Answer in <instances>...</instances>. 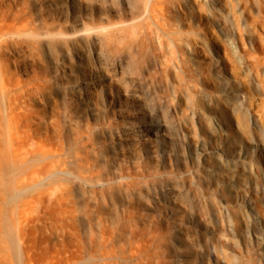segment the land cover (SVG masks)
I'll list each match as a JSON object with an SVG mask.
<instances>
[{"label":"rangeland","instance_id":"374dc122","mask_svg":"<svg viewBox=\"0 0 264 264\" xmlns=\"http://www.w3.org/2000/svg\"><path fill=\"white\" fill-rule=\"evenodd\" d=\"M257 2L0 0V264H264Z\"/></svg>","mask_w":264,"mask_h":264},{"label":"bare ground","instance_id":"6f19581e","mask_svg":"<svg viewBox=\"0 0 264 264\" xmlns=\"http://www.w3.org/2000/svg\"><path fill=\"white\" fill-rule=\"evenodd\" d=\"M142 1H143L142 3L143 9L147 13L150 12V10H154L155 4L157 3V1L159 2V0H142ZM254 1L257 2L258 0H254ZM154 21L156 22V24H158L157 27L159 26L162 29V31H164L162 27V21L157 20V18H155ZM130 26L131 25H124V26H121V29H126L127 27H130ZM262 63H264V58L262 59ZM19 160L20 158L17 156V154H14V155L12 154L11 156H8L4 159L5 162L3 163V170H4V174L6 175L4 188L6 189V192H7V195H6L7 204L16 202L18 199H20L23 196V194H25L29 190H32L35 192L34 197H33L34 199H36L38 196L37 190H38L39 183L36 179L37 169L33 168L27 174L25 173L26 170L25 168H23ZM251 172L255 173L256 175L262 174L261 169H259L255 165L253 166V169L251 170ZM29 178H30V181H32V183L25 186L27 183V179ZM255 190L258 192V196H262V201L264 203V191H262L264 190V188L261 190V188H259L258 185H256ZM243 213L245 217L254 216L255 212L253 211V205L251 203H248L247 206H244ZM226 215L231 220V215L228 212L226 213Z\"/></svg>","mask_w":264,"mask_h":264}]
</instances>
